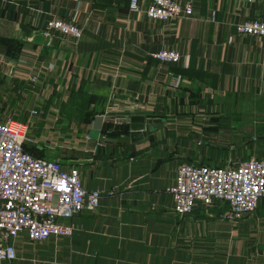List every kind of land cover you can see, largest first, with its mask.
<instances>
[{"label":"crops","instance_id":"obj_1","mask_svg":"<svg viewBox=\"0 0 264 264\" xmlns=\"http://www.w3.org/2000/svg\"><path fill=\"white\" fill-rule=\"evenodd\" d=\"M129 1L0 0V113L26 123L28 150L78 167L86 188L103 190L96 210L58 218L74 225L70 237L22 232L17 258L0 264H264V195L229 220L222 202L179 215L167 191L182 161L264 157V38L236 28L264 19V0H180L193 14L169 23L148 18L150 0L134 12ZM51 13L83 35L46 37ZM162 46L180 62L150 56ZM125 109L165 121L121 144L89 130L95 115ZM125 130L113 121L100 132Z\"/></svg>","mask_w":264,"mask_h":264},{"label":"built area","instance_id":"obj_2","mask_svg":"<svg viewBox=\"0 0 264 264\" xmlns=\"http://www.w3.org/2000/svg\"><path fill=\"white\" fill-rule=\"evenodd\" d=\"M139 9V0L129 1V11ZM144 13L149 19L169 23L192 15L193 5L190 1L150 0ZM236 28L237 34L264 38V19L245 18ZM40 30L46 37L59 34L78 40L83 35L78 23L52 13ZM150 56L169 64L182 58L179 50L164 46L153 49ZM180 79L175 76V85ZM25 135L24 122L0 113V261L17 258L15 240L22 232L33 241L50 235L70 237L74 225L58 218L96 210L103 193L100 188L83 185L78 167H66L57 159L29 152ZM167 191L179 215L190 214L195 206L207 209L222 202L225 207L219 215L238 220L252 213L264 195V157L250 155L223 164L183 161Z\"/></svg>","mask_w":264,"mask_h":264},{"label":"water","instance_id":"obj_3","mask_svg":"<svg viewBox=\"0 0 264 264\" xmlns=\"http://www.w3.org/2000/svg\"><path fill=\"white\" fill-rule=\"evenodd\" d=\"M116 121L124 123L126 130L120 135L100 132L102 125L106 122ZM165 121V115L153 113L149 110H120L119 112L108 111L106 116L95 115L88 123L89 130L100 140H108L115 143H129L147 138L154 134V130L161 128Z\"/></svg>","mask_w":264,"mask_h":264},{"label":"rangeland","instance_id":"obj_4","mask_svg":"<svg viewBox=\"0 0 264 264\" xmlns=\"http://www.w3.org/2000/svg\"><path fill=\"white\" fill-rule=\"evenodd\" d=\"M35 80H36V79H35ZM35 80H34V81H35ZM34 81H33V82H34ZM12 117H13V116H12ZM13 119H15V118L13 117ZM15 120H17V119H15ZM17 121H18V120H17ZM24 123H25V122H24ZM25 124H26V123H25ZM26 129H27V125H26ZM211 150H216V149H215L214 147H212ZM48 158H49V157H48ZM49 159H52V158H49ZM189 161H191V160H189ZM189 161H188V162H189ZM182 162H183V161H182ZM180 163H181V162H180ZM223 163H224V162H223ZM223 163H219V164H223ZM209 164H211V163H209ZM185 215H187V214H185ZM59 219H60V218H59Z\"/></svg>","mask_w":264,"mask_h":264},{"label":"trees","instance_id":"obj_5","mask_svg":"<svg viewBox=\"0 0 264 264\" xmlns=\"http://www.w3.org/2000/svg\"><path fill=\"white\" fill-rule=\"evenodd\" d=\"M25 148H26V146H25ZM27 149V148H26ZM28 150V149H27ZM29 152H31L30 150H28ZM31 153H33V152H31ZM34 154V153H33ZM34 155H37V154H34Z\"/></svg>","mask_w":264,"mask_h":264}]
</instances>
